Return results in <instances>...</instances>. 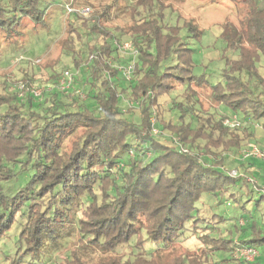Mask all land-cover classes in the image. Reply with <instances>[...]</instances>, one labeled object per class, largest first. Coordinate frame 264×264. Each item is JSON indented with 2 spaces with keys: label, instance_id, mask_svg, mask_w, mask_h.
Wrapping results in <instances>:
<instances>
[{
  "label": "trees",
  "instance_id": "trees-1",
  "mask_svg": "<svg viewBox=\"0 0 264 264\" xmlns=\"http://www.w3.org/2000/svg\"><path fill=\"white\" fill-rule=\"evenodd\" d=\"M58 1L0 0V51L28 38L36 24H46L44 16ZM232 1L243 13L237 24H222L220 39L234 56H224L226 66L213 84L204 74L193 73L192 49L175 37L176 28L169 31L174 36H167L156 22L134 19L115 29L132 36L139 59L132 66L139 124L120 115L110 81L117 71L113 51L120 40L100 28V18L89 25L70 23L71 36L85 32L95 39L75 50L70 38L66 50L77 66L83 48L91 54L86 97L96 108L68 92H42L37 109L31 106L35 96L30 93L23 106L17 105L16 94L0 93V238L15 236L19 256L13 264H45L62 249H69V255L58 264H217L222 261L214 260L217 250L231 251L235 244L256 250L264 245L255 220L248 235L235 242V218L211 209L212 202L204 209L206 197L212 195L217 202L232 184H244L238 174L232 177L226 171L228 156L246 140L264 145V0ZM186 26L201 33L193 22ZM202 90L214 107L207 117L201 113ZM173 91L197 118L195 130L184 119L186 110L179 119L165 120V96L170 98ZM175 98L174 107L181 105ZM235 115L239 126L222 124ZM156 123H162L170 137L153 133ZM77 128L84 132L66 150L64 139ZM192 236L201 242L197 249L202 248L204 256L187 246L163 262L162 255L175 242Z\"/></svg>",
  "mask_w": 264,
  "mask_h": 264
},
{
  "label": "rangeland",
  "instance_id": "rangeland-1",
  "mask_svg": "<svg viewBox=\"0 0 264 264\" xmlns=\"http://www.w3.org/2000/svg\"><path fill=\"white\" fill-rule=\"evenodd\" d=\"M53 5L44 16L46 24H36V28L30 29L26 34L28 38L19 39L17 45L8 46L0 51V93L11 92L16 94L19 98L16 103L19 106L26 103V96L30 93L35 96L31 106L37 109L36 98L42 92L48 96L55 91L62 95L68 92L71 95L75 94L74 97H77L80 103L96 108L95 101L86 97L89 88H91V80L87 72L91 64V54L85 52V48H83L77 56L80 61L77 66L72 55L66 50L67 45L71 44L68 41L70 38L75 50L78 49V46L81 47L82 42L86 45L94 42L95 39L94 35L85 34V32L83 35L72 32L71 36L69 29L72 27L70 23L78 25L83 21L89 25L100 18V28L112 32L120 40L119 48L117 51H113V55L117 59L113 66L116 67L117 71L110 78L112 88L117 91L118 98L116 100L121 111L120 115L137 124L141 122L140 104L138 99L132 97L136 81L132 66L139 59L136 58L134 47L120 48L124 43H131L132 36L121 35L115 29L125 28L131 22H134V19L140 21L146 19L147 22H156L160 27L159 31L167 34V36H174L169 31L172 27L173 29L176 28L177 34L175 37L187 42V47L192 49L190 57L193 63V73L196 75L204 74L208 82L213 84L220 79L221 69L226 66L224 56H234L229 49L225 50L224 43L220 39L222 24L227 21L237 24L241 17L240 13H243V9L240 7L238 9L237 3L232 0H59ZM102 12H105L104 16L101 15ZM24 22L29 26L33 25L29 19H25ZM186 22L195 23L196 28L201 30V33L189 31ZM108 42L114 43V40L108 39ZM0 46H3V44L0 43ZM64 70H67L71 75V77H67L68 85L67 81L62 83V72ZM205 91H201L199 102L202 106V115L207 117L209 113L214 112V107L211 105L208 93ZM176 92L173 91L170 98L165 96L168 100L165 103L163 116L166 121L172 118L176 120L183 115L182 110H186L188 112L183 111L186 115L184 119L195 130L198 126L197 118L195 115L190 114L193 111L191 108L187 109L188 106L185 101L181 98H175ZM165 97L162 96L161 99L163 100ZM174 98L175 101L181 102V105L176 104L174 107L172 103ZM162 100H160V103L163 102ZM198 108H200L199 105ZM235 116L225 117L222 124L230 128L239 126L240 122L236 119L238 116ZM228 118L236 123L233 126L225 123L224 120ZM155 130L152 129L151 131L153 133L157 131L163 133V138L170 137L169 131L162 123H156ZM83 132V128H77L64 139L63 146L66 150L71 149L73 141L78 139ZM239 137L242 138V135ZM178 148L182 152L186 150L180 144ZM220 148L217 147L216 150H220ZM225 152L228 153V150H225ZM226 169L232 177L238 174L244 184L237 183V186L232 184L217 202H215L212 195L206 197L208 203L204 205V209L206 206L208 208L212 202V205H215L211 209L224 214L228 218H235L238 222L237 227H239L232 235L235 242L238 241L239 237L242 238V236L248 235L249 230H251L250 221L252 220L258 222V229H261L264 233V215L262 213L264 195L260 198V193L264 194V145L246 140L234 155L231 153L228 156ZM246 182H248V186L245 184ZM249 188L252 189V193H250ZM231 192L234 193V196L229 194ZM240 203L244 204L245 207L242 208L239 205ZM217 229H221V226ZM200 232L199 230L198 233ZM250 235L254 237L256 232L253 231ZM200 243L193 236L187 240L175 242L173 244L174 248L165 251L161 259L163 262H168L172 256L180 254L184 250L186 251L187 246L192 249L195 248V251L199 253L197 255L204 256V254H201L202 248L197 249ZM243 248V245L235 244L234 249L231 251L217 250L214 254V260H222L221 263L217 264H247L248 262L263 260L264 245L256 246V258H250L249 260L240 256V249ZM68 255L69 249L59 250L45 264H58ZM18 256L15 236L11 233L2 236L0 238V264H13V258ZM94 258L98 259V257ZM28 259L29 257L26 261ZM239 259H245V261L240 262ZM32 262L41 264L38 263L40 260ZM25 264L27 263L25 262Z\"/></svg>",
  "mask_w": 264,
  "mask_h": 264
},
{
  "label": "built area",
  "instance_id": "built-area-1",
  "mask_svg": "<svg viewBox=\"0 0 264 264\" xmlns=\"http://www.w3.org/2000/svg\"><path fill=\"white\" fill-rule=\"evenodd\" d=\"M127 47L131 48L132 47L131 43H124L120 48L122 49V48H127ZM67 77H71V75L67 70H64L62 72V83L67 81V85H68L69 81L67 80ZM224 121L225 123L230 124L231 126H233L234 123H236L235 121H231L230 118L225 119ZM240 256H242V258H245L247 260H249L250 258L253 259L256 256V250L251 247L240 249Z\"/></svg>",
  "mask_w": 264,
  "mask_h": 264
}]
</instances>
